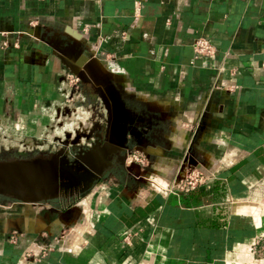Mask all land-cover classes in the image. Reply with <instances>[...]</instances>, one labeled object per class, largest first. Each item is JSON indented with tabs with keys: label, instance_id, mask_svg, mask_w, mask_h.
I'll list each match as a JSON object with an SVG mask.
<instances>
[{
	"label": "crops",
	"instance_id": "0c3cea01",
	"mask_svg": "<svg viewBox=\"0 0 264 264\" xmlns=\"http://www.w3.org/2000/svg\"><path fill=\"white\" fill-rule=\"evenodd\" d=\"M74 30L151 113L150 171L213 175L190 190L126 174L50 202L0 194V264H264L250 251L264 239V0H0V124L28 146L51 144L41 106L65 117L67 67L51 44ZM197 35L212 55L193 59Z\"/></svg>",
	"mask_w": 264,
	"mask_h": 264
},
{
	"label": "water",
	"instance_id": "95a60500",
	"mask_svg": "<svg viewBox=\"0 0 264 264\" xmlns=\"http://www.w3.org/2000/svg\"><path fill=\"white\" fill-rule=\"evenodd\" d=\"M73 33L76 37L67 44L51 46L84 85L86 99L94 103L99 118L85 130L64 133L52 150L0 158L1 195L23 202H50L83 194L114 164L126 173L142 172L137 163H126V151H144L154 136L152 115L147 107L128 105L118 88V76L85 49L78 31Z\"/></svg>",
	"mask_w": 264,
	"mask_h": 264
},
{
	"label": "built area",
	"instance_id": "2783aa9c",
	"mask_svg": "<svg viewBox=\"0 0 264 264\" xmlns=\"http://www.w3.org/2000/svg\"><path fill=\"white\" fill-rule=\"evenodd\" d=\"M16 44V42H15ZM2 45H7V40L4 39L2 41ZM193 48V59L199 58L201 56H209L212 55L215 51L214 43L207 37L203 35H197L192 39L191 42ZM193 61V60H192ZM262 67L264 69V62L262 63ZM64 80L58 87L59 92L63 95L64 103L73 98L78 92H80V81L79 78L68 70L65 71ZM41 110L48 114L50 123L52 124L57 118H59V114L61 112V108L49 110L47 106H41ZM42 138V137H41ZM7 140H14L16 147L19 150H33L38 149V145L28 146L24 141L23 135L13 134V132L9 131L8 128L2 124H0V150L8 148L5 142ZM126 163H137L140 166L142 172L146 170V168L150 165V160L146 156V154L136 150L130 149L126 151ZM213 174L204 172L198 168H188L185 171L179 172L175 175L171 180H167L165 178L161 181V186H157V188H153V190L162 192V191H174V190H190L195 188L196 186L203 184L206 182ZM18 232L12 231L8 236V239L12 242H15L18 238ZM129 233L124 235V240L128 241ZM250 251L261 258H264V239L261 237H256L253 243L250 246ZM31 256L30 252H25V257Z\"/></svg>",
	"mask_w": 264,
	"mask_h": 264
},
{
	"label": "rangeland",
	"instance_id": "374dc122",
	"mask_svg": "<svg viewBox=\"0 0 264 264\" xmlns=\"http://www.w3.org/2000/svg\"><path fill=\"white\" fill-rule=\"evenodd\" d=\"M64 103V100H63ZM65 104V103H64ZM65 117H59L57 118L53 123L52 126H50L49 133L51 134V144L49 147L45 148H39V149H33V150H19L14 145H7L8 148L1 149L0 155L4 152L6 153V156H14L17 157L18 155H29L36 153L39 150H52L57 147L58 144V138H63L64 133L69 132L71 135L74 134L76 130H85L86 127H90L94 121V119H98V112L94 108L93 104L88 103L86 96L82 97L79 95L76 97V95L73 96V98H70L66 104H65ZM138 108H142L140 105H136ZM72 121V122H71ZM66 123V124H65ZM67 123L69 125H67ZM73 123V124H72ZM64 125V126H63ZM66 126V128H64ZM73 128H72V127ZM58 127L55 132V128ZM62 129L64 131H60ZM69 127V128H68ZM71 128V129H70ZM61 132V133H60ZM63 132V133H62ZM137 150V149H136ZM142 153L143 150H138ZM14 152V153H12ZM145 154V153H144ZM130 177L132 181H135V185L137 187H147L150 190H153V188H157V186H161V181L163 179L162 176H159L157 174H154L150 171L149 167L144 170V172H141L140 174L135 175L136 178L133 176L132 173H126L121 168H110L108 169L104 175L111 176V175H117L118 177ZM120 175V176H119Z\"/></svg>",
	"mask_w": 264,
	"mask_h": 264
},
{
	"label": "flooded vegetation",
	"instance_id": "af4514ba",
	"mask_svg": "<svg viewBox=\"0 0 264 264\" xmlns=\"http://www.w3.org/2000/svg\"><path fill=\"white\" fill-rule=\"evenodd\" d=\"M128 105L130 106V107H136V105L133 103V102H128ZM2 155V154H1ZM0 155V156H1ZM30 155V154H29ZM18 156H24V155H18ZM25 156H27V155H25ZM110 168H117L116 166H115V164L112 166V167H110ZM109 168V169H110Z\"/></svg>",
	"mask_w": 264,
	"mask_h": 264
},
{
	"label": "trees",
	"instance_id": "16d2710c",
	"mask_svg": "<svg viewBox=\"0 0 264 264\" xmlns=\"http://www.w3.org/2000/svg\"><path fill=\"white\" fill-rule=\"evenodd\" d=\"M12 153H14V152H12ZM0 158L9 159V158H14V156H13V155H12V156H6V153L4 152V153L0 156Z\"/></svg>",
	"mask_w": 264,
	"mask_h": 264
},
{
	"label": "bare ground",
	"instance_id": "6f19581e",
	"mask_svg": "<svg viewBox=\"0 0 264 264\" xmlns=\"http://www.w3.org/2000/svg\"><path fill=\"white\" fill-rule=\"evenodd\" d=\"M71 122H72V121H71ZM65 124H66V123H65ZM69 124H70V123H69ZM69 124L67 123V125H69ZM72 124H73V123H72ZM63 126H64V125H63ZM71 127H72V126H71ZM57 128H58V127L55 128V132L58 131V130H56ZM60 128H61V127H59V129H60ZM64 128H66V126H65ZM68 128H69V127H68ZM72 128H73V127H72ZM70 129H71V128H70ZM60 131H64V130H63V127H62V129H60ZM60 133H61V132H60ZM62 133H63V132H62Z\"/></svg>",
	"mask_w": 264,
	"mask_h": 264
}]
</instances>
